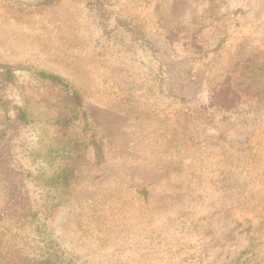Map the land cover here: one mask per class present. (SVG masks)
<instances>
[{"label":"rangeland","instance_id":"rangeland-1","mask_svg":"<svg viewBox=\"0 0 264 264\" xmlns=\"http://www.w3.org/2000/svg\"><path fill=\"white\" fill-rule=\"evenodd\" d=\"M0 63L13 264H264V0H0Z\"/></svg>","mask_w":264,"mask_h":264},{"label":"trees","instance_id":"trees-1","mask_svg":"<svg viewBox=\"0 0 264 264\" xmlns=\"http://www.w3.org/2000/svg\"><path fill=\"white\" fill-rule=\"evenodd\" d=\"M176 30H172L167 37L169 40H172L173 37L176 35ZM36 76L42 82L46 83L47 85L59 90L61 93L66 94L69 98L73 109V112H76V109L82 106V96L80 95L77 89H74L65 79L62 77L47 73L44 71L36 72ZM17 75L15 73V68L9 65L1 64L0 63V85L4 87L7 83H13L16 79ZM248 89V88H247ZM237 90V89H234ZM231 87H227L225 90H219L214 94V99L212 98V106H218L222 109H230L231 106L228 103H231L234 100L233 95H237L238 91L234 92ZM239 90V89H238ZM243 90V89H241ZM244 91V90H243ZM16 113V120L19 124L26 123L27 117L26 112L21 107H14ZM95 148L97 151L98 160H101V154L99 153L100 144H95ZM70 172V171H69ZM1 174V171H0ZM58 179V183L60 181L68 182V174L54 176V179ZM3 235L0 234V257L3 259L1 264H13L16 257L9 256V252H6L5 249H1L3 246L2 244ZM6 252V253H2ZM20 261L24 260V264H64L59 262L56 258L53 257H46L43 259L38 260H28L27 258H19Z\"/></svg>","mask_w":264,"mask_h":264}]
</instances>
